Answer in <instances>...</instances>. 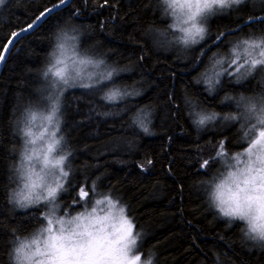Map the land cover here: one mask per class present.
I'll list each match as a JSON object with an SVG mask.
<instances>
[{
  "label": "trees",
  "instance_id": "trees-1",
  "mask_svg": "<svg viewBox=\"0 0 264 264\" xmlns=\"http://www.w3.org/2000/svg\"><path fill=\"white\" fill-rule=\"evenodd\" d=\"M99 2L72 0L48 16L18 38L1 69L0 264H13L19 241L46 225L44 206L24 209L15 193L22 184V123L48 98L51 77L45 72L62 30L77 35L82 53L119 69L103 92L77 86L62 97L61 132L70 150L69 177L57 198L62 212L75 214L90 207L92 198L108 196L133 220L143 258L154 257L155 264H264V244L245 240L243 222L223 218L209 197L225 158L216 156L215 145L229 140L232 155L246 144L244 120L224 117H240V96L264 95V79L260 71L240 81L224 75L211 91L203 82L206 73L214 75L209 71L217 57L229 56L250 35L264 34V0H245L214 16L208 40L179 50L169 49V38L179 33L163 0ZM54 3L6 0L0 45ZM218 33L227 34L220 43L211 39ZM114 86L131 95L110 103L103 97ZM200 113L218 118L198 126ZM212 158L208 168L200 167ZM85 182L94 189L91 202H75L76 186Z\"/></svg>",
  "mask_w": 264,
  "mask_h": 264
},
{
  "label": "snow or ice",
  "instance_id": "snow-or-ice-1",
  "mask_svg": "<svg viewBox=\"0 0 264 264\" xmlns=\"http://www.w3.org/2000/svg\"><path fill=\"white\" fill-rule=\"evenodd\" d=\"M67 0H58L52 7L46 8L35 17L32 23L27 25V28H21L19 32H12L11 38L7 39V43L0 45L3 51H0V63L6 60V53L10 51V46H13L23 32L31 30L39 21L47 15H50L56 8L64 5ZM118 0H100V7L115 5ZM167 9L171 10V15L177 18V23L173 24V28H177L181 36L178 42L189 47L201 44L209 39V32L204 27L208 16L214 14L218 10H224L238 6L244 0H163ZM5 0H0V5H3ZM256 20V17H252ZM260 22H264V18H259ZM250 26V24H249ZM231 31V30H229ZM226 33H218L211 39L217 43L226 39ZM56 52L52 53L54 63L47 69L45 76L51 74L55 80L54 86L60 89L59 94L50 97L52 106L50 112L43 116V119L49 123H56V131H53L50 142L47 143L46 150L42 157V163L48 172L45 175L29 171L28 183L25 187L29 189L28 194L22 195L17 203L21 207H28L40 202L52 203L57 200L58 194L64 189V184L61 180L69 177V171L65 170V161L67 156L59 155L53 157L60 144V140L56 139V133L60 128L58 114L61 112V96L64 94L65 86L81 87L85 89H95L96 92H103L105 88H110L114 83L113 77L117 75L116 69H109L100 72H90L85 77L79 67H75L72 72H69V66L66 60V45L70 37L63 30L57 37ZM242 49V53L236 51ZM234 49V59L230 61L227 70L220 72L215 71L214 75L205 74L204 83L208 85L209 90H213L220 83V77L231 75L237 81L251 76L254 71L264 72V34L259 37L250 35L249 38L243 39L236 44ZM201 56L203 53L200 54ZM221 67H225L222 61H216ZM80 65H92L93 68H100L104 64L103 60L81 59ZM131 95L121 89H111L105 93L104 99L110 103L123 101L125 97ZM225 99H233L226 97ZM238 107H242L240 117L225 116V120L243 119L242 127L247 130L243 133L246 144L242 145L243 151L236 152L231 155L228 151L229 140H221L215 145L216 156L228 157L235 161V164H229L228 167L232 170L227 172L226 178H231L235 189H230L231 201L235 206L231 215H239L244 219V209L251 208L256 204L264 211V95H261L257 100L254 97L240 96L237 100ZM198 119L195 123L198 126H203L206 123L213 121L217 117V113L197 114ZM30 120L36 119V113H29ZM144 132L149 129L143 126V121H140ZM47 131V129H45ZM28 137H34L29 142L36 143L37 139H43L44 132L39 136H34L30 128L25 131ZM62 139V137H61ZM36 154V150H33ZM31 159L32 157H26ZM215 158L204 159L200 163L202 169L208 168ZM148 164L152 161L148 160ZM35 176V178H33ZM45 176L52 177V183H48ZM85 187L76 186L75 202L81 200H90L93 187L88 186L85 182ZM32 189L40 191L33 192ZM72 189L69 184V190ZM107 202L109 211L104 215H98L97 209L93 207L90 212H81L75 216H70L65 219L63 216L55 220L45 217L47 227L43 229V240L34 238L25 246L21 243L20 247L16 248L18 264H152L151 260H144L141 246L140 233L136 231V225L132 219L125 215V209H119V215L113 216L111 209L115 207L112 199L105 197V200H96V204L100 205ZM219 211L224 215L229 213L224 212L223 208ZM35 246V247H33Z\"/></svg>",
  "mask_w": 264,
  "mask_h": 264
},
{
  "label": "rangeland",
  "instance_id": "rangeland-1",
  "mask_svg": "<svg viewBox=\"0 0 264 264\" xmlns=\"http://www.w3.org/2000/svg\"><path fill=\"white\" fill-rule=\"evenodd\" d=\"M6 1V0H5ZM245 1V0H244ZM1 6V5H0ZM167 7V6H166ZM235 8V6H233L232 8L229 9H224V10H218L217 12H215L214 14L208 16L206 23L204 24V27L208 28V23L211 20V18H213L214 16L220 14V13H225L228 10H231ZM169 14L171 15V10L168 9ZM173 17V22L174 24L177 23V18ZM176 33H179V36L182 35V33L179 32V30L177 28H173ZM70 37H74L75 39L72 40V42L68 43L66 45L67 51H66V60L69 66V72H72L73 69L75 67H79L82 71V75L85 77L84 82H88L86 79V76L88 73L90 72H100V71H105V70H109V69H113L114 65L108 63L106 60L102 59V58H98L95 57L93 55H87L81 52V50L79 49V42H78V37L75 34H71V33H67ZM178 34L175 38L171 39L169 38V49L170 50H179L181 49V47L183 48V44L178 42ZM59 43V41H58ZM57 43V44H58ZM239 43V42H238ZM57 46V45H56ZM234 49H236V44L233 46V48L230 51L229 56H225V57H217L214 62L212 63V67H211V71H209V73L214 74L215 71H219L220 69L222 70L223 67H221V65L217 64L216 61H222L223 65H225V68L227 69V66L230 65V61L232 59H234ZM57 49L55 48V51ZM54 51V52H55ZM236 51L242 53V49H236ZM81 59H91V60H103L104 64L101 65L100 68L96 69L93 68L92 65H80L79 61ZM54 63V59L52 56V61L51 64ZM51 66V65H50ZM221 67V68H220ZM224 68V69H225ZM115 69V68H114ZM225 69V70H226ZM117 70V75H115L113 77V79L115 77H117L119 75V69ZM214 71V72H213ZM259 70L254 71L253 74L257 73ZM260 74L262 75L263 79H264V72L260 71ZM50 75V91H48V95H47V100L44 101V105L36 110L31 111L30 113H36V119L35 120H30V116L28 114V116L25 118L24 122L22 123V133H23V137H24V147L21 153V162H20V168H21V173H22V184L20 186V188L16 191L15 193V200L17 201L18 199H20L22 197V195H25L28 191V189L25 188V184L28 183V174L29 171H33L34 173H39L40 175H45L48 172V169L44 168V165L42 163V157L44 154V151L46 150V146L47 143L50 142L51 140V133L53 131H56V123L55 121L53 123H49L48 121L43 119V116L47 115L50 110H51V106H52V100L50 99V97H54L55 95L59 94L60 89L56 86H54L53 81L55 80V78ZM71 87L65 86L64 88V93ZM112 89H118L116 86L112 87ZM123 90V89H121ZM128 92V91H126ZM130 93V92H128ZM64 95V94H63ZM130 96V95H128ZM261 95H258L256 97V99L258 100L260 98ZM62 97L61 96V106H62ZM200 114H204V113H200ZM212 114V113H210ZM208 114V115H210ZM59 121H60V128L59 131H57L56 133V139L60 140V144L57 145V149L54 153H52L53 157H58L59 155H65L67 156V159L65 161V170L67 171V165L69 163V158H70V150L67 149L66 147V143H65V139H64V135L61 132V122H62V116L59 113ZM233 116H237V115H233ZM238 117V116H237ZM218 118V115L217 117ZM214 121V120H213ZM30 128L31 131L33 132L34 136H39L41 132H44V137L43 139H37L35 144L30 143L29 141L31 139H33L34 137H28L25 135V131ZM45 129H47V131H45ZM62 137V139H61ZM36 150V154H34L33 150ZM239 151H243V149L239 150ZM236 151V152H239ZM236 152H234L232 155H234ZM32 157L31 159H27L26 157ZM223 161V165L220 167L218 174H219V178L216 179L217 181L222 178L223 176H225L227 174L228 171L232 170L228 167L229 164H235L234 160L229 159L228 157H225L223 159H221ZM33 178H35V176H33ZM46 180L48 183H52V177L51 176H45ZM67 179V178H66ZM216 181V182H217ZM61 183L64 184L65 183V179L61 180ZM65 186V184H64ZM37 191H40L39 189H37ZM59 195V194H58ZM108 197V196H105ZM105 197L102 195H98L95 198H92L91 200H93L92 205L88 208H85V206L82 208V210L80 212H76L75 214H70L69 211H64L62 212V208L61 205H59L58 200L52 202V203H47V202H40L28 207H22L24 209L26 208H30V207H36V206H44L45 208V212H44V218L45 217H49L52 219H56L59 218L60 216H63L65 219L69 218L70 216H75L81 212H90L91 209L93 207H95L97 209V214L98 215H104L105 213H107L110 209L109 206L107 204V202L105 201V203L97 205L95 202L96 200H105ZM58 198V197H57ZM91 200H85L86 203L91 202ZM113 203L115 204V207L111 209V212L113 214V216H118L119 215V209L121 208V206L118 205V203L114 200H112ZM20 205V204H19ZM21 207V206H20ZM126 215V213H125ZM129 218V217H128ZM130 219V218H129ZM46 220V219H45ZM47 227V220H46V225L35 235H33L30 239H26V240H20L19 243L21 242H25L28 243L30 242L32 239L34 238H39L41 240H43V236L46 235V233H44L42 235L43 229ZM18 243V245H19ZM17 245V246H18ZM35 247V246H33ZM144 260H151L152 264H155L153 259H144Z\"/></svg>",
  "mask_w": 264,
  "mask_h": 264
},
{
  "label": "clouds",
  "instance_id": "clouds-1",
  "mask_svg": "<svg viewBox=\"0 0 264 264\" xmlns=\"http://www.w3.org/2000/svg\"><path fill=\"white\" fill-rule=\"evenodd\" d=\"M72 40L73 39H69L68 43L72 42ZM55 52L57 55H59L58 50H56ZM226 177L227 174L211 186L209 197L212 204L216 209H218V211L220 208H223L224 212L229 213V215H224L219 211L223 218H228L232 221L239 220L243 222V238L245 240H249L257 244H264V211H262L256 204H253L250 209L246 207L243 210L245 217L244 219H241L239 215H231L235 206L231 201L230 189L234 190L235 185L233 184L231 178ZM31 191L36 192L37 189H32ZM28 192L29 189L26 194H28ZM21 243L27 246L30 242ZM21 243H19V245L14 248L13 264H18L16 248L20 247ZM152 259L154 260V257Z\"/></svg>",
  "mask_w": 264,
  "mask_h": 264
},
{
  "label": "water",
  "instance_id": "water-1",
  "mask_svg": "<svg viewBox=\"0 0 264 264\" xmlns=\"http://www.w3.org/2000/svg\"><path fill=\"white\" fill-rule=\"evenodd\" d=\"M71 1L72 0H67V2L64 4V5H62V6H60V7H58V8H56L51 14H53V13H55L56 11H58V10H60V9H62V8H64L65 6H67V5H69L70 3H71ZM50 14V15H51ZM50 15H47V16H45L44 18H42L40 21H39V23H37L31 30H28V31H26V32H23L20 36H22V35H24V34H26V33H28V32H31V31H34L35 29H37L45 20H46V18L48 17V16H50ZM24 28H27V26L26 27H24ZM21 30V29H20ZM20 30H18L17 32H19ZM14 46V45H13ZM13 46H10V50L12 49V47ZM10 52V51H9ZM9 52L8 53H6V58H7V56H8V54H9ZM5 62V61H4ZM4 62H2V63H0V72H1V69H2V67H3V64H4Z\"/></svg>",
  "mask_w": 264,
  "mask_h": 264
}]
</instances>
